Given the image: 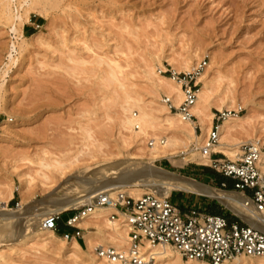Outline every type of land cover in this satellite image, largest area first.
Listing matches in <instances>:
<instances>
[{
	"label": "rangeland",
	"instance_id": "obj_1",
	"mask_svg": "<svg viewBox=\"0 0 264 264\" xmlns=\"http://www.w3.org/2000/svg\"><path fill=\"white\" fill-rule=\"evenodd\" d=\"M33 7L14 33L0 2V123L11 119L0 125V201L7 200L8 208L21 200L18 188L25 173L35 183L27 201L36 203L49 199L72 176H100L131 156H143L150 138L132 142L121 127L128 108L134 114L138 110L149 114L152 139L153 135L167 137L178 152L184 150L175 159L192 156L191 149L200 154L206 136L202 140L179 137L172 125L177 121L171 126L166 123L168 108L162 95L167 94L151 83L153 78L166 82H161L160 69L183 73L202 58L206 65L197 81L198 89L205 82L208 90L210 127L216 122L213 114L241 107V114L250 111L248 119L224 143L239 148L252 141L264 147V0H36ZM195 132L202 133L200 128ZM44 157L60 159L64 172L43 180L36 162ZM154 165L231 191L191 170L220 174L209 163L187 161L177 166L160 158ZM8 187L13 194L9 200ZM144 192L149 191L140 189L139 195ZM181 194L193 195L169 192L179 207L186 203ZM46 204L35 207V214L43 213ZM69 210L61 211L55 232L59 239L49 242L29 233L36 221H24L21 236L28 239L11 245L18 233L5 238L0 264H112L96 257L93 246L101 243L93 238L94 244L76 249L62 237L60 226ZM122 217L118 222L124 223ZM82 229L83 234L95 230ZM176 257L171 253L170 260L156 264H184Z\"/></svg>",
	"mask_w": 264,
	"mask_h": 264
},
{
	"label": "bare ground",
	"instance_id": "obj_2",
	"mask_svg": "<svg viewBox=\"0 0 264 264\" xmlns=\"http://www.w3.org/2000/svg\"><path fill=\"white\" fill-rule=\"evenodd\" d=\"M14 1L16 6L13 9L12 3ZM35 1H0L5 8V11H7L6 15L11 23L10 30L12 32H17V26L23 23L29 11L34 8L33 5ZM38 1L41 3L46 2L47 0ZM13 47L14 44H12V48ZM201 78L202 76L197 80L201 81ZM163 79H165V83H160V79L158 81V78H153L151 85L157 90L164 91L171 98L173 103L177 104L182 97L180 85L173 81L170 77L161 76V82ZM167 81H171L172 83L169 82L168 84H166ZM207 91L208 90L206 88V83L204 82L197 91V98L191 109L196 119L195 122L182 121L174 112H170L169 110L166 112L168 115V117L165 118L166 123H169L170 125L173 122L175 123V121H177V125H172L175 131L179 134V137L182 136L185 140H191V138H200L202 140L209 132L211 114H207V106L209 102ZM128 111L129 116H126L123 119V121L121 122V127L127 130V132L129 133L128 138L132 140V142L135 141L136 143L140 144L144 141V139L150 138L146 141V149L144 155L131 156L129 158L130 161H123L114 166L112 169L109 168L108 170H110L111 172H106L107 174L100 175L99 172L97 175L100 176L95 177L80 175L72 176V179H68L62 186L55 190V192L51 194V197H49V199L39 200L36 203H30L27 201V195H30L28 193H30L29 191L30 189H32L31 185H35V183H33L34 178L26 173L20 175L18 190L21 194V200L17 203V206L15 208H8L6 205L7 200L0 201V236L3 237L2 239H0V246L7 243L4 242L5 238L8 239V237H11L16 233L18 234L13 237L17 241L11 243V245L22 243L26 239H28L27 235L21 236V238L18 239L15 237L21 235V233H24L21 231V229L26 226L23 225V222H26V220L28 221L30 219L36 221V223L33 225L32 230L29 232L33 234L32 236L40 238L41 240H43V242H49L53 239H59V237L56 236L53 231L43 227V221L45 220V218L55 212L78 208V206L82 205L91 195L95 194L98 191H107L110 197H113L117 191H121L126 193L127 195L137 197L140 194V189H147L149 192L154 193L158 196H164L168 194L170 190H183L193 192L218 199L220 202L224 203L225 206H227L233 213L246 220L250 225L264 232L263 216L255 211H251L250 209L243 207L241 205V194L216 189L195 180L179 176L174 172H169L161 167L155 166L154 162L160 158H167L173 165L177 166H182L187 161H195L199 164H207L209 163V159L207 156L195 153L193 149H191V151L189 152L190 155L192 154V156L185 155L180 159H175L174 157L177 154H184V150L178 152L175 149V144L169 143V139L167 137H159L157 135H153V139L151 138L152 134L149 133V130L152 128V121L149 117V114L144 112L143 110H138V114H134V111L131 108H128ZM249 112L250 111L247 110L241 115L228 116L219 124L218 143L214 146V151L223 153L224 155L233 159L238 156L239 148L224 143V140L227 137L231 138L234 136L233 134L236 132H234V130H236V127L239 125V123L242 124L245 119H248ZM9 121H11V119L3 120L0 125H4ZM195 125L200 128L202 132L201 135L196 134ZM160 140L162 143H159ZM150 143H152L153 145H150ZM47 158L48 157L39 158L37 162L33 160L31 161V159H29V162L30 164L36 162L37 164H35L38 165L40 169H42L41 171L38 169L39 176L43 180L50 181V179L52 178L50 175H52V173L58 172L62 174L64 172L63 170L65 169V164L57 157L56 159H51L50 161L47 160ZM75 158L77 157L75 156ZM110 173H113V175H109ZM42 183L43 182H41V184ZM8 189L9 187L7 188V190ZM7 194L8 200L11 199L13 194L10 189L7 191ZM42 203H47L46 207L42 206L45 211H43V213L41 214H35V207L42 205ZM111 209L112 208L108 206L97 207L87 217L82 218L77 223V225L83 228H95L96 231L89 229L83 234V237L86 243H89V246L90 244H94V240H96L97 243H101V245L103 246H113L117 249L126 250L129 247V235L128 229L126 228L127 226L125 222H120V219H111L110 217H107V214ZM102 220L103 222L100 223ZM118 220L120 221L118 222ZM26 229L27 228H25V230ZM91 238H93L94 240L92 241ZM71 241V248L73 247L76 249H81L74 238L71 239ZM139 248L144 252L146 257L149 256V258L151 257L153 259L151 264H156V261H160V259L170 260L171 253H176V259L178 260V262L184 264H196L194 261H186L184 259H181L178 253L173 251L169 247H150L145 244L140 245ZM221 264H264V256H240L234 258L230 262H223Z\"/></svg>",
	"mask_w": 264,
	"mask_h": 264
},
{
	"label": "built area",
	"instance_id": "obj_3",
	"mask_svg": "<svg viewBox=\"0 0 264 264\" xmlns=\"http://www.w3.org/2000/svg\"><path fill=\"white\" fill-rule=\"evenodd\" d=\"M38 27V24L35 25V28ZM205 65L206 59L202 58L192 70L183 73L159 70V74L170 77L180 85L182 97L177 104L165 94L162 95V102L182 121L195 120L191 109L197 98V77ZM242 112L243 109L239 107L213 114L216 122H212L199 152L208 157L209 164L216 171L232 180L230 192L242 195L241 205L264 218V147L252 141L241 143L235 159H228L223 153L214 151L218 143L219 122ZM198 128L195 125V130ZM159 143H162L161 140ZM221 188L226 189V184L221 183ZM103 206L113 209L109 215L111 219L123 216L129 235V247L126 250L103 245L94 247L96 257L108 263L151 264L153 259L146 257L139 248L145 244L150 247H169L181 259L196 264H221L240 256H264L263 231L238 215L237 220L228 221L223 215L207 214L193 205H187L183 210L171 200L169 193L158 196L144 192L134 198L121 191H117L113 197L107 191H98L78 208L69 210L71 214L64 220V225L72 228L73 232L63 233L62 237L65 240L83 238L84 230L77 223L97 207ZM61 213L48 215L43 227L58 232Z\"/></svg>",
	"mask_w": 264,
	"mask_h": 264
},
{
	"label": "crops",
	"instance_id": "obj_4",
	"mask_svg": "<svg viewBox=\"0 0 264 264\" xmlns=\"http://www.w3.org/2000/svg\"><path fill=\"white\" fill-rule=\"evenodd\" d=\"M35 25H37V24H35ZM191 170H193L195 172L194 174L206 177L210 181H212L213 183H215V182L229 183L231 185L230 189H232L233 183H232V180L230 178L224 177L221 174H213V173H211V172H209L207 170H200V169L196 170L195 168H193ZM192 194H193L192 196H188L186 194H181L180 195L181 198L184 199L183 204H184V202H186L185 203L186 205L185 204L181 205L182 203L179 204L180 207L183 208V210L185 209V207L187 205H193V206H196L200 210L205 212L206 208L212 207V205H214V204H218L220 206V213L219 214H211V215H223V216H225L228 219V221H233V220H237L238 219L236 214L233 213L228 207L225 206L224 203L221 202L222 204H224V205H222L218 199L214 198V199H216V201L209 200V199H204V198L201 199L199 197L200 194L193 193V192H192ZM202 196H204V195H202ZM207 197H209V196H207ZM229 211L232 212V213H230ZM80 228H82V227H80ZM60 230H61L62 234L66 233V232H69V233L73 232L72 228L66 227L65 225H61L60 226ZM74 240L79 244V246L81 248L87 247L84 237L83 238L79 237L77 239L75 238Z\"/></svg>",
	"mask_w": 264,
	"mask_h": 264
},
{
	"label": "trees",
	"instance_id": "obj_5",
	"mask_svg": "<svg viewBox=\"0 0 264 264\" xmlns=\"http://www.w3.org/2000/svg\"><path fill=\"white\" fill-rule=\"evenodd\" d=\"M216 187H221V182H215L214 183ZM226 188L230 189L231 185L229 183H225ZM205 213L207 214H219L220 213V206L218 204L212 205V207L206 208Z\"/></svg>",
	"mask_w": 264,
	"mask_h": 264
},
{
	"label": "water",
	"instance_id": "obj_6",
	"mask_svg": "<svg viewBox=\"0 0 264 264\" xmlns=\"http://www.w3.org/2000/svg\"><path fill=\"white\" fill-rule=\"evenodd\" d=\"M20 237H21V235H19V236L15 237V238H17V239H18V238H20ZM13 240H15V239L13 238Z\"/></svg>",
	"mask_w": 264,
	"mask_h": 264
}]
</instances>
